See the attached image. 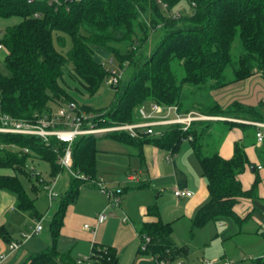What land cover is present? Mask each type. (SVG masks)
<instances>
[{"label":"trees","instance_id":"obj_1","mask_svg":"<svg viewBox=\"0 0 264 264\" xmlns=\"http://www.w3.org/2000/svg\"><path fill=\"white\" fill-rule=\"evenodd\" d=\"M15 16L20 20L8 25L0 39L7 69L4 72L0 64V108L15 118L35 120L53 112V103L60 106L74 101L61 82L68 64L69 74L89 93H95L109 74L94 57L95 46L108 49L122 71L129 72L124 81L121 78L118 84L111 83L117 96L106 107L105 117L94 118L98 126L137 122L141 120L140 108L151 103L175 105L183 114L198 110L206 115L235 113L232 116L263 118L257 107L239 101L223 108L212 91L255 74L264 76V0H0V17ZM66 37L71 39V47L63 53L56 42L65 45ZM151 42L155 43L147 53L145 49ZM79 109L78 106L81 113ZM235 124L231 120L201 119L194 120L187 129L180 124L169 125L161 135L108 134L129 143L153 142L173 152L188 139L209 190L208 202L194 219V226H200L210 219H237V201L256 196L259 176L249 189L239 178L250 163L243 142L235 143L230 158L219 151L223 134ZM97 138L95 133L83 134L72 144V168L89 179H97ZM9 146L19 150H10ZM66 146L56 138L46 142L36 135L0 132V168L15 171L0 174V188L16 196L18 209L37 213L34 198L17 173L31 179L34 173L28 160L36 156L48 160L56 176L62 169L59 156ZM84 182L72 175L70 187L51 221L54 244L34 254L30 264H55L57 257L66 260L65 254L56 251L55 242L66 206ZM148 213L159 217L158 206L150 205ZM172 232V224L160 218L146 222L140 230L142 238L150 236L144 251L169 261L186 254L187 246L174 245ZM93 252L105 264H112L117 257L112 248L98 243H94Z\"/></svg>","mask_w":264,"mask_h":264},{"label":"crops","instance_id":"obj_2","mask_svg":"<svg viewBox=\"0 0 264 264\" xmlns=\"http://www.w3.org/2000/svg\"><path fill=\"white\" fill-rule=\"evenodd\" d=\"M229 89L234 90L233 96H227ZM236 90H246L250 96H255L241 99L239 97L242 96L235 95ZM263 91L262 74H255L212 91L214 99L223 108L239 101L257 107L263 113L262 119L253 115L247 118L232 116L235 113L229 116L217 115L226 118L223 120L237 122L223 134L219 145L220 154L225 158L232 157L235 143L243 142L250 163L239 175L242 185L249 189L256 177L260 178L256 196L242 197L234 205L237 219H210L200 226H194L196 214L208 202L209 190L200 161L189 140H186L189 145L183 144L184 139L179 149L173 152L170 148L153 142L135 144L115 138L114 142L107 141L104 144L107 146L103 150L106 154L96 153L97 179L85 180L75 199L66 206L55 242L56 251L60 255L65 254L63 257L66 260L57 257L55 264H77L75 261L78 257L91 254L94 243L109 246L116 252L117 257L112 264H159L157 256L142 249L143 238L140 235L146 222L158 218L172 224L174 245L178 248L185 245L188 248L186 254L179 255L170 264H208L211 261L209 258H215L214 264H223L224 259H229L232 264H264V139L258 141L256 132L259 126L253 123L264 122V104H260L264 103L263 98L255 99ZM150 106L151 104L147 109ZM97 135L102 137L109 134ZM35 159L36 156L30 157L28 164ZM103 161L108 164L106 167L99 166ZM4 169L0 168V174H15L13 169ZM35 170H32V178L39 181V186L32 183L34 194L28 191L35 201V215L18 209L16 196L0 188V264H30L34 254L47 251L54 244L51 221L59 209L61 198L70 187L72 174L68 168L62 167L52 180H46ZM35 174L40 175L39 179ZM63 175L67 179L63 182L64 191L57 205L50 198L47 186L55 190ZM94 180L103 181L112 190L120 188L121 193L115 197L110 196L102 192ZM167 186H171L174 191L172 198L168 196L170 204L163 203L160 199ZM177 188L191 189L194 194L177 197ZM150 205L158 206L159 217L148 213ZM54 208L55 211L49 218ZM100 212H105L107 217L98 223L97 216ZM43 217L47 225L24 238L22 233L35 227ZM86 224H89V228ZM206 225L208 228L204 229ZM197 237H202L203 241H198V245L205 248V251L195 255L191 252V245ZM13 241L20 242L15 249L10 248V242ZM92 264L105 263L94 259Z\"/></svg>","mask_w":264,"mask_h":264},{"label":"built area","instance_id":"obj_3","mask_svg":"<svg viewBox=\"0 0 264 264\" xmlns=\"http://www.w3.org/2000/svg\"><path fill=\"white\" fill-rule=\"evenodd\" d=\"M48 2L59 3L60 0H46ZM0 50L5 51L3 43L0 42ZM120 76L115 70L112 71L110 83L118 84L120 82ZM141 120L132 123H114L110 124L108 127L102 128L98 126L94 118L98 114L84 115L79 113L78 104L74 101L69 102L64 105L58 106L56 110L50 114L46 113L39 115L35 120H24L18 119L10 114L2 111L0 108V132L3 133H12V134H27V135H36L41 137L44 141L50 142L52 138H56L67 144L64 153L59 156V162L62 167L68 168L70 173L73 176L83 178L87 181L89 179L85 174L76 172L72 168L73 164V147L72 144L74 140L83 134L91 133H109V132H126L132 137L139 136L141 133L145 134H157L161 135L162 130L156 131L153 126L155 125H169V124H180L183 129H187L194 120L201 119H226L223 116L217 115H206L194 110L189 111L188 113H181L178 111L177 106H162L158 103H151L149 109L145 107L140 108ZM173 114V116H171ZM259 126L258 131L256 132L257 139L259 142L264 139V122H253ZM140 128V130H139ZM25 151H28L27 148H24ZM170 157V156H169ZM134 176H131L133 178ZM96 181V180H94ZM100 190L110 196L115 197L117 194L121 193V189L112 190L108 188L103 181H96ZM50 198L53 199L57 196V193L53 190L52 187L47 186ZM194 191L191 189H175V195L179 196H192ZM119 199V198H117ZM107 215L105 212H100L97 216V222H103L106 219ZM86 227L89 228V224H86ZM42 225L40 222L36 224L31 230L25 231L22 233L24 238H28L34 233L40 231ZM150 240V236H145L143 238L142 249L145 250L147 247V242ZM20 242L13 241L10 242V248L15 249L19 246ZM169 252V249L166 250ZM107 253V250H105ZM97 259L100 261V255L91 252L88 256L78 257L76 260L77 264H92V261ZM159 264H170V261L165 257H158ZM215 261H210L208 264H214ZM223 264H232L229 259H224Z\"/></svg>","mask_w":264,"mask_h":264},{"label":"rangeland","instance_id":"obj_4","mask_svg":"<svg viewBox=\"0 0 264 264\" xmlns=\"http://www.w3.org/2000/svg\"><path fill=\"white\" fill-rule=\"evenodd\" d=\"M176 13H177V15H179V13L177 11H176ZM19 20H20V18L16 17V16L10 17V18L0 17V39L4 36V32L6 31L7 26L14 24V23H17ZM236 42H239V38L236 39ZM154 43L155 42H151L150 46L147 47V49H145V52L148 53L151 50ZM236 45H237V43L234 46V52L235 53L237 52V46ZM56 46L63 53H67L71 47V39L69 37H66V44L65 45H60L58 42H56ZM5 54H6L5 51L0 50L1 68L4 72H7V69H6V67L4 65V61H3ZM94 57L98 61L102 62L104 67L107 70H109L108 76L102 80L98 90L95 93H89L77 78H75L69 74V72L67 71L68 68H71V65H69V64L65 68V73L63 75L61 82L67 88L68 93L70 95V99L74 100L78 104V106L80 107L79 110H81L82 114H84V115L98 114V115H100V117H105L107 110H108V108H106V107L110 106L115 101V98L117 96V90L115 88H113L111 86V83H110L112 71L115 70L120 76H122V81H124L127 78L129 72L122 71V69L118 65L117 58L114 57V59H113V54H111V52H109V50L104 48V47L95 46L94 47ZM233 91L234 90L229 89L227 96H229V95L233 96V94H234ZM235 95L236 96L237 95L242 96V97H239L241 99H245L247 97H250V99H251V98H253V96H255V95L250 96V94L246 90L243 92L241 90H236ZM262 98L264 101V91H263V93L257 94L255 97V99H258V100H260ZM52 106H53L54 110H56L58 108V104H56V103H53ZM148 106H149L148 104H145L146 109ZM194 111L199 112L198 110H194ZM171 116H173V114H171ZM240 117L247 118L248 116L242 115ZM141 118L143 119V117H141ZM211 120H214V119H211ZM109 125L110 124H107V125L103 124V125H101V127L104 128V127H108ZM169 125H173V124H169ZM169 125H155V126H153V128L156 131H159V130H164V129L168 128ZM109 133H111V132H109ZM95 134H106V133L97 132ZM113 140H115V137L111 136V135H105L102 137H98L96 140V147L98 149L97 154L98 153L106 154L103 152L104 149H107L106 148L107 146H105L104 144L107 143V141L111 142ZM186 140H188V139H185L183 141V144H185V146L189 145V141H186ZM9 149L10 150H19V147L9 146ZM36 158L37 159H35L34 162L29 161L30 169L31 170L36 169L35 171H38L43 178H45L46 180H52L53 175L51 173L50 162L48 160H45V159H42L39 157H36ZM107 165L108 164L105 161L100 162V164H99L100 167H106ZM4 170L8 171L9 168H5ZM63 171L65 172L66 169H64ZM132 171L135 172L134 169H132ZM200 171H201V169H200ZM17 174H18L19 178L22 180L24 186L28 189V191H30L32 194H34V192L32 191V186H31L32 182H34L36 185L39 186V181H37V179L35 177L30 180L23 173L18 172ZM65 175H63L61 177L59 185L54 190L58 195L55 198H53L52 201L55 202V204H57V205L60 202L61 193L64 191L62 185H63V182L67 179V176H65ZM170 187L171 186H167L166 190L163 191L162 192L163 194L160 196V199L163 200V203L170 204V202L168 200V196L172 198L173 192H174ZM41 192H42V194L45 193V191L43 189L41 190ZM54 211H55V208L49 214V218L52 217ZM39 222L42 226L47 225L46 222L44 221V217L41 218V220ZM205 228H208V225H206L204 227V229ZM198 241L200 243H202V241H203L202 237H199V238L197 237L195 239V241L193 242V245H191L192 254L197 255V254H201L203 251H205V248L198 245V244H200V243H198ZM209 251H211V250H209ZM206 252H207V250H206ZM209 259L211 261L215 260V258H212V259L209 258Z\"/></svg>","mask_w":264,"mask_h":264},{"label":"water","instance_id":"obj_5","mask_svg":"<svg viewBox=\"0 0 264 264\" xmlns=\"http://www.w3.org/2000/svg\"><path fill=\"white\" fill-rule=\"evenodd\" d=\"M253 168H254V166H253Z\"/></svg>","mask_w":264,"mask_h":264}]
</instances>
